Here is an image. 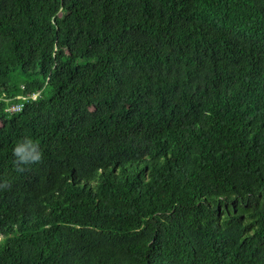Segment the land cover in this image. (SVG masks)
Returning a JSON list of instances; mask_svg holds the SVG:
<instances>
[{"label": "trees", "instance_id": "1", "mask_svg": "<svg viewBox=\"0 0 264 264\" xmlns=\"http://www.w3.org/2000/svg\"><path fill=\"white\" fill-rule=\"evenodd\" d=\"M0 264H264V0H0Z\"/></svg>", "mask_w": 264, "mask_h": 264}, {"label": "clouds", "instance_id": "2", "mask_svg": "<svg viewBox=\"0 0 264 264\" xmlns=\"http://www.w3.org/2000/svg\"><path fill=\"white\" fill-rule=\"evenodd\" d=\"M13 156L15 157L14 164L18 172L24 171L25 166L39 163L42 160V153L39 150L38 143L30 138H24L16 144L13 149Z\"/></svg>", "mask_w": 264, "mask_h": 264}, {"label": "built area", "instance_id": "3", "mask_svg": "<svg viewBox=\"0 0 264 264\" xmlns=\"http://www.w3.org/2000/svg\"><path fill=\"white\" fill-rule=\"evenodd\" d=\"M37 97H38V94H33V95L31 96V98H32L33 100H36ZM22 109H23V105L20 104V105H13V106L9 107V108L7 109V111L10 112V113H16V112H20V111H22Z\"/></svg>", "mask_w": 264, "mask_h": 264}]
</instances>
